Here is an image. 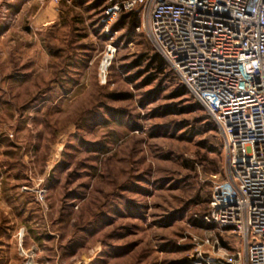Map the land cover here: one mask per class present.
<instances>
[{
	"label": "rangeland",
	"instance_id": "obj_1",
	"mask_svg": "<svg viewBox=\"0 0 264 264\" xmlns=\"http://www.w3.org/2000/svg\"><path fill=\"white\" fill-rule=\"evenodd\" d=\"M106 8L0 0V264L244 261L204 221L229 180L214 120Z\"/></svg>",
	"mask_w": 264,
	"mask_h": 264
},
{
	"label": "built area",
	"instance_id": "obj_2",
	"mask_svg": "<svg viewBox=\"0 0 264 264\" xmlns=\"http://www.w3.org/2000/svg\"><path fill=\"white\" fill-rule=\"evenodd\" d=\"M133 13L223 138L229 180L204 221L242 238L233 264H264V0H108L106 30Z\"/></svg>",
	"mask_w": 264,
	"mask_h": 264
},
{
	"label": "trees",
	"instance_id": "obj_3",
	"mask_svg": "<svg viewBox=\"0 0 264 264\" xmlns=\"http://www.w3.org/2000/svg\"><path fill=\"white\" fill-rule=\"evenodd\" d=\"M108 0H102V2H107ZM128 18H130L132 21H136V17L139 20V15L137 13H133V14H125ZM132 17H134L132 19ZM138 23V22H137ZM139 24V23H138ZM151 62L153 64V66H155L156 70H158L159 72L163 73L166 69L165 67V60L163 58H161L159 55H154L152 58H151Z\"/></svg>",
	"mask_w": 264,
	"mask_h": 264
},
{
	"label": "bare ground",
	"instance_id": "obj_4",
	"mask_svg": "<svg viewBox=\"0 0 264 264\" xmlns=\"http://www.w3.org/2000/svg\"><path fill=\"white\" fill-rule=\"evenodd\" d=\"M112 58H113V54H112V53H110V54L107 56V58H106V60H105V62H104V65H103V66H105L106 64H108V62H110Z\"/></svg>",
	"mask_w": 264,
	"mask_h": 264
}]
</instances>
